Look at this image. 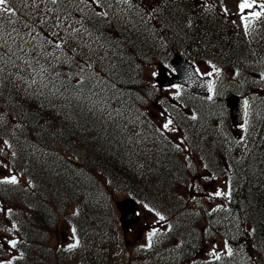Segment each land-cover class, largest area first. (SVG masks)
Segmentation results:
<instances>
[{"label": "trees", "instance_id": "16d2710c", "mask_svg": "<svg viewBox=\"0 0 264 264\" xmlns=\"http://www.w3.org/2000/svg\"><path fill=\"white\" fill-rule=\"evenodd\" d=\"M80 1L20 0L17 6L20 9L12 13H7L5 3L0 4V163L10 171L8 178H0V225L5 218L12 232L10 247L15 251L8 256L0 246V264L64 262L61 248L48 247L51 238L48 243L44 239L55 227L59 215L67 216L66 208L71 202H81L84 214L80 209L79 215H83V222L87 220L101 229L107 226L106 232L117 231L109 197L119 192L149 202L159 214L171 213L168 221L176 228L173 233L179 235L182 245L184 242L187 245L184 255H193L196 248L188 239L197 243L196 237L206 224L204 214L199 213L193 219L174 215L170 204H165L159 196H151L145 182L127 171V153L115 128L116 121L108 124L97 115L82 111L77 100L82 97L80 103H99L96 105L104 107L102 116L110 119L115 109L131 108L133 111L128 116L134 120L135 115L139 124L133 127L140 128L146 120L138 108L135 111L137 96L134 95L137 90L138 97L151 92L141 70L160 56L170 57L174 52L196 55L209 62L215 71L236 72L239 79L244 74V63H253L255 57L264 58V0L260 3L248 0L253 11L248 12L245 39L225 22V16L211 0H117L119 11L128 10V3H132L139 8L136 16L143 18L119 29L127 40V49L120 47L115 39L104 37L103 12L90 13ZM103 2L107 4L106 0ZM71 12L80 17L77 22L84 33V37L70 42L83 52L80 58L91 52H104L107 45L110 53L119 52L117 59L107 58L111 67L120 65V68L104 70L109 79L94 84L97 92L84 81L74 82L78 72L85 68L79 58H75L70 69V63L64 67L53 57L42 62L41 54L32 50L36 42H49L52 37L44 23L62 16L73 18ZM32 15L34 21L30 19ZM37 18L43 28L41 32ZM124 20L121 21L129 22L127 18ZM17 21H22L17 23L19 28H15ZM30 65L34 72L29 71ZM246 78L250 79L248 74ZM255 108L249 148L241 158L229 163L227 169L212 160L228 186L225 206L217 213L238 215L247 226L244 243L248 247L256 245L252 256H257V246L264 249V102ZM169 156L172 157L164 160L162 171L173 179L172 173H166L178 164L172 154ZM169 188L161 196L167 198L165 193ZM89 196L94 200L84 204L82 198ZM41 202L48 204L42 209ZM253 260L246 263L225 257L223 263L205 264L260 261L254 257Z\"/></svg>", "mask_w": 264, "mask_h": 264}, {"label": "rangeland", "instance_id": "374dc122", "mask_svg": "<svg viewBox=\"0 0 264 264\" xmlns=\"http://www.w3.org/2000/svg\"><path fill=\"white\" fill-rule=\"evenodd\" d=\"M215 1L217 2L219 7L224 8L223 11H226L231 16H233L236 26L240 30H242V22L238 17L240 13L238 5L240 2H242V0ZM91 2H93L94 5H97L104 13L103 17H105V23L101 27L103 28L104 26H106V30L103 31V33L108 34L110 38L115 39L117 43L122 45L120 47L127 49V40L125 39V36L120 34L118 31L119 29L127 28L129 25H132L133 22L137 21L138 16H136V13L139 12V8L133 7L131 10L128 9L127 11H125L124 8L121 11H117V8L120 4L117 2V0H111V2L113 3H109L105 6H101L102 0H91ZM244 3L245 2H243V4ZM115 15L118 16L114 17ZM126 18L128 19L127 21H129L128 23L123 22ZM57 23L58 21H56V25L54 26L55 28L57 26ZM102 28H99L98 31L102 32ZM144 30L146 32L148 31L147 28H144ZM24 41L30 42L29 39H24ZM26 44L28 45V43ZM69 44H65V46ZM40 47H48L47 52L50 53L49 56L57 54V50H53V48L50 47L49 43L41 42ZM108 54V51L91 52L90 59L107 58L106 55ZM199 61L202 60H197L196 66L200 74H204L205 76L208 74L210 75V68L205 63ZM167 64V62L158 61L153 67H145V77L147 79L150 78V80L152 81L155 76L156 69L160 66H165L166 68ZM258 67L259 69L264 70V61L258 62ZM246 71L252 73L253 67L247 69ZM257 76V83L260 82L259 85L262 87L261 89H264V80L259 81L258 79H264V71H262ZM176 91L177 90L172 89L170 91L164 90L162 92L164 97L170 100L173 104L182 107L183 105L181 104V102L173 96ZM166 92L171 94V96ZM81 98L82 97H78V101H80ZM219 98H221L220 95ZM219 98H216L213 102L211 101L209 107L210 109L212 108L216 113L214 116L219 115V117H226V111L224 110L225 108H223ZM83 107H85L84 104ZM149 108V114L155 116V120L157 122L164 118L162 114L170 118L164 112L160 114L158 110L153 109L152 107ZM185 111L188 112L187 110ZM117 113L118 111L114 112V115L111 117V121L113 120L114 116L117 115L119 117L117 121V129L121 131L122 134H124L131 129L130 126L133 124V121L129 116H120ZM215 123L216 124H214L213 120L211 123L206 122L204 125L205 128H203L199 133L195 134L192 138H190V140L186 139V144L190 149L184 148L182 150L180 149L179 151L187 166L183 165L180 168H174L172 172L169 171L166 173L174 174V176H176L175 180L166 177L165 173L162 171L164 164L163 159L161 158V154L164 152L166 145L168 144L167 137L159 135L156 138H152L150 143L146 145H141L140 143L138 144L137 142L130 141V138H126V140L124 139L125 149L127 153V160L125 163L127 171H129L132 176L145 182V184L150 188L151 196H159L162 200H164L165 204H170L174 208V215L185 216L186 218H198L196 215L199 214V211L202 209V205H204L206 208H209V210L214 209L215 205H217L220 202V199L226 194V179L215 178L213 174L207 172L208 170L205 171L204 166L200 163V158L197 155L199 154L206 161V163L211 165L212 160L217 154V151H221L220 147H218L216 151L212 149V145L215 141V135L212 133V131L215 132L216 126L218 130L217 134H220L221 140L223 138H227L226 132L230 133L231 131L229 126L226 125L224 121L218 119ZM195 127L196 124L193 121L188 128V131L190 133H193ZM177 128L182 134L183 130L178 126ZM177 128L173 126V135L178 133ZM240 131L241 129H236L235 132L238 133ZM118 135L121 136L120 133H118ZM227 151L229 152L230 149ZM228 152L223 153L227 154ZM226 156L230 157L229 155ZM212 167L213 166L211 165L210 168ZM7 171L8 170H4V167L0 164V174L5 175ZM172 184L173 189L170 191L171 195H169L168 197L169 200H167V198H164V196L161 195L162 193L164 195L163 190L168 189ZM174 195L178 196L179 199L173 198ZM113 198L115 204L116 202L126 197L123 193H116ZM149 206H145L140 203L138 207L139 219L135 223H132L130 227L124 232L122 231V228L119 227V238L106 245L108 247V252L111 250L112 254L116 255V259L119 264H149L151 261V264H153V260L150 259L151 255H153L154 257V260L156 262L155 264H191L194 260L208 261L220 259L223 254H227V251H229L228 245L231 243V241L229 238L225 237L226 235L230 237L227 232L230 231V235L234 237V235L242 230V226H240L237 219L231 217L228 220L221 222V226H223L227 230V232L225 231L222 234L215 236L217 235V232L215 230H208L206 232L203 231L201 235L196 237L197 243H195L193 239L187 237V239L189 238L188 240L191 242V244L195 246V251L197 252L194 255V258H187L183 263H176L181 254H184L187 245L185 246V242L182 245V241L178 239L179 235L177 233H173L171 229L168 233L169 229L166 230V228L170 224L168 220L171 219V213L167 216H165L164 214H160L159 216H157L155 213H153L154 211L151 208L153 207L154 209H156V207ZM69 212L75 213L76 210L74 208H70ZM118 214L119 213L114 209L116 221L119 220ZM215 218L216 216L211 217L210 219L213 220ZM75 223L78 224V220L75 221ZM9 228L10 226L6 225V223L4 224V226L0 225V246L4 248V250L8 253V256L15 254V251L10 247L12 232L9 230ZM105 228L102 232H104ZM99 234L100 233L97 234L94 232L90 235V237H92L93 239H100V237L104 235L103 233H101L99 236ZM194 235L195 233L193 234V236ZM158 238L162 239L158 241L159 243L163 241V243H161L160 249H157L156 244H154V242H157ZM49 239V245L51 246V248L57 250L63 243L68 244L70 242L71 233L68 232L64 223L59 222L55 227L49 230V233H47V237L44 239V241L48 243ZM93 246L99 249L102 245H98V241L96 240L94 241ZM18 250L22 251L20 247ZM140 252H146V256H142ZM123 259H125L124 262ZM60 264L68 263L62 261Z\"/></svg>", "mask_w": 264, "mask_h": 264}, {"label": "water", "instance_id": "95a60500", "mask_svg": "<svg viewBox=\"0 0 264 264\" xmlns=\"http://www.w3.org/2000/svg\"><path fill=\"white\" fill-rule=\"evenodd\" d=\"M170 66L175 72V75L170 78H165L163 71L160 70L157 82L162 85H168L170 83L182 84L187 87L191 92L198 95H207L208 85L203 82V79L196 77L193 71L192 65L188 63L183 57L175 55L170 62ZM239 102V103H238ZM237 104L241 109L246 107V103L243 99H233L231 100V108L235 109ZM135 203L132 200H124L117 203V208L122 212L121 221L123 222L124 229L127 228L129 224V219H135Z\"/></svg>", "mask_w": 264, "mask_h": 264}, {"label": "bare ground", "instance_id": "6f19581e", "mask_svg": "<svg viewBox=\"0 0 264 264\" xmlns=\"http://www.w3.org/2000/svg\"><path fill=\"white\" fill-rule=\"evenodd\" d=\"M47 204H48V203H46V202H41V203H40V206H41V208L43 209ZM219 223H220V222H219ZM2 234H3V233H2ZM254 246H256V245L252 244L251 247H248V245H246L245 243H242V247H243V249H244L245 251L249 252V253L252 252ZM262 247H263V246H261V247L257 246V249H256V250H257V257H258V259H259L260 261H263V260H264V249H263ZM251 254H252V253H251ZM148 260H150V259H148Z\"/></svg>", "mask_w": 264, "mask_h": 264}]
</instances>
